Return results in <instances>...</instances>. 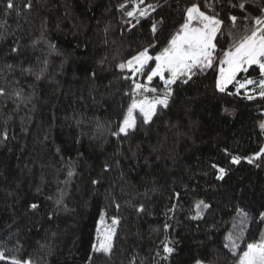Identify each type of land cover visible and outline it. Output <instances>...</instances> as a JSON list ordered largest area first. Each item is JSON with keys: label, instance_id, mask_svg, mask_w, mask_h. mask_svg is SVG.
Segmentation results:
<instances>
[{"label": "trees", "instance_id": "1", "mask_svg": "<svg viewBox=\"0 0 264 264\" xmlns=\"http://www.w3.org/2000/svg\"><path fill=\"white\" fill-rule=\"evenodd\" d=\"M191 2L167 0L159 11L166 18L158 33L160 47L183 22L178 8ZM16 3L21 15L5 16L0 0V23L6 21L0 28V86L22 87L31 101L17 108L14 99L0 98V133L7 130L9 136L6 141L0 137V249L10 256H31L39 264H129L133 256L136 264H193L196 258L238 264L247 244L260 240L264 231L258 219L264 211V160L255 162L259 167L245 161L231 165L224 149L244 157L264 147L259 127L264 100L217 92V73L209 70L188 85L174 86L170 109L151 126L141 125L129 140L118 142L107 131L99 135L97 124L115 128L131 103L124 93L132 81L123 79L131 73L116 65L150 42L151 20L141 19L131 28L136 20L124 14L132 8L130 0L124 11L119 5L126 0H32L31 11L23 10L24 0ZM233 14L241 15L238 10ZM245 27L240 19L235 32L242 34ZM33 41L39 43L34 46ZM229 43L222 38L219 47L226 49ZM17 45L19 52L11 53ZM44 59L49 66L40 81L21 74V68L29 66L38 70ZM8 64L13 65L11 71ZM245 75L258 79L259 69L253 66L237 79ZM153 85L161 86L158 78ZM228 90L235 91L232 85ZM137 146L136 158L129 159ZM105 162L112 166L106 173ZM212 163L230 169L224 180L216 179ZM93 179L100 183L92 185ZM61 190L65 195L58 206ZM174 192L180 193L181 207L166 217L176 202ZM113 198L121 204L119 213L110 207ZM199 199L211 203L213 212L204 220H189ZM33 201L41 204L39 213L27 211ZM141 203L146 212L138 215L135 208ZM236 207L244 208L250 219L232 255L223 243ZM101 210L105 220L122 217L111 258L92 252ZM165 223L173 226L169 238L179 241L167 261L155 257L158 250L163 255L158 245L165 237ZM41 244L47 247L41 249Z\"/></svg>", "mask_w": 264, "mask_h": 264}, {"label": "snow or ice", "instance_id": "2", "mask_svg": "<svg viewBox=\"0 0 264 264\" xmlns=\"http://www.w3.org/2000/svg\"><path fill=\"white\" fill-rule=\"evenodd\" d=\"M2 2L5 16L12 13L17 16L21 15V8L17 5L16 0H2ZM130 2L132 4L131 10L124 11L128 7L127 0L126 3L119 5V9L124 11L127 17L136 20V24H132L131 28L139 25L141 19L151 20L149 29L151 40L135 55L116 65L121 72L125 69L131 72V76H123L124 80L132 81L131 90L124 93L125 96L131 98V103L123 112L122 118L118 120L115 128L98 123L99 135H103L107 131L118 142L129 140L140 130L141 125L151 126L155 122L154 118L158 117L163 111L170 109L175 96V87L188 85L190 82H194V77L206 75L209 70H214L217 73L215 80L217 92L227 95H242V98L249 101L255 100L257 97L264 100V0H192L183 9L178 8L182 13L183 22L171 33L162 47H160L158 33L163 31L166 18L159 15V11L163 10L167 0L164 4L159 3V0L156 3H148L147 0H130ZM22 7L23 10L31 11L33 7L32 0H24ZM237 10L241 13L240 16L233 14ZM253 12L256 15H253ZM153 14H157L158 18ZM240 19L246 22V27L242 34H237L235 29ZM249 23L250 27L247 26ZM5 25L6 21L0 23V28H4ZM2 35L3 33L0 32V36ZM222 38L230 41L226 49L219 47ZM37 43L39 41H33L34 46ZM48 47L51 51L56 50L54 44L49 43ZM158 47L159 51H155ZM153 51H155L154 55L152 54ZM18 52L19 45L11 48V53ZM100 63H103V61ZM48 66V60L44 59L38 70L29 66L21 68V74L27 73L33 76L36 81H40L45 77ZM253 66L259 69L258 79L247 75L243 79H237L241 73L247 74ZM6 68L11 71L13 65L8 64ZM90 75L91 78H96L95 71L91 72ZM140 77L143 78V82L140 81ZM157 78L161 83L160 87L153 85V80ZM5 79L7 80V78ZM14 83L19 85L20 82L17 80ZM229 85L233 86L234 92L228 90ZM9 87L11 85L0 86V98L14 99L17 108L20 104L31 101V96H25L22 87H11V91H9ZM241 90H243V94ZM137 97L141 98L137 99ZM224 111L229 110L224 109ZM80 122L79 120L76 121L77 124ZM259 127L264 132V121L260 122ZM0 137L4 141L8 140L7 130L0 133ZM129 150L131 151V148ZM56 151L59 153L60 149L57 148ZM138 151L139 146H137L136 151H131V156L128 158L135 159ZM224 153L229 158L228 162L231 165H239L242 161L255 164L257 160H264V147H261L259 151L251 156L233 155L227 149H224ZM118 154L122 155V153ZM116 163L119 165L118 160ZM145 163H148L146 158ZM255 166L259 167L260 165L255 164ZM111 167L109 163L105 162L102 171L109 172ZM210 167L215 170L216 179L221 181L225 179L230 171L229 168L216 163H212ZM73 175L74 171L70 168L67 176L71 178ZM67 182L65 180L63 183L67 184ZM99 183V179L91 180L92 185H98ZM36 192L40 193L41 188L37 187ZM64 195V191L61 190L55 201L58 206L63 203ZM47 199L51 200L52 197L49 196ZM172 199L176 202L172 203L167 209L165 212L166 217L169 213L174 216L181 207L179 192H174ZM110 207H114L117 213L121 210V204L114 198ZM40 210L41 204L37 201L27 204V211L30 213L36 214ZM135 211L138 215L144 214L146 212L145 205L139 204ZM192 212L193 214L188 217L189 220H204L206 215L212 214L213 205L204 199H199L195 201ZM105 215V210H101V222L104 221ZM51 218L49 216V219ZM110 219L111 226L106 227L102 233L98 227L97 240L92 244L93 253L108 258H111L114 253V239L117 236V229L121 224L122 217L114 215ZM249 219V213L244 208H235V216L232 218L230 230H227L224 237L225 242L223 243V248L232 255L237 253L239 247L237 241L243 239ZM258 219L261 224H264V211L259 212ZM172 227L169 223L164 224L165 237L158 245L163 255L159 250L155 254V257L165 261L176 252V246L179 244V241L170 239L168 236L169 229ZM212 227H216V225ZM18 247L22 248L23 245L20 244ZM46 247V244L40 245L41 249ZM88 259L91 262L93 256L90 255ZM0 261L8 262V264H39V261L34 260L31 256L20 258L16 255H7L4 249H0ZM129 264H136L135 256L132 257ZM193 264H213V262L196 258ZM238 264H264V231L261 232L260 240L247 244L246 250L239 256Z\"/></svg>", "mask_w": 264, "mask_h": 264}, {"label": "rangeland", "instance_id": "3", "mask_svg": "<svg viewBox=\"0 0 264 264\" xmlns=\"http://www.w3.org/2000/svg\"><path fill=\"white\" fill-rule=\"evenodd\" d=\"M125 71H128V70L125 69ZM129 72H130V71H129ZM130 73H131V72H130ZM139 79H140V81H141L142 77H140ZM249 87H251V86H249ZM241 91H243V90H241ZM140 98H141V97H137V99H140ZM110 226H111V220H105V219H104V221L101 222V220L99 219V221H98V223H97V229H98V227H99L101 233L105 230L106 227H110ZM97 229H96L95 236H94V242H96V240H97ZM94 242H93V243H94ZM237 242H238V241H237Z\"/></svg>", "mask_w": 264, "mask_h": 264}]
</instances>
